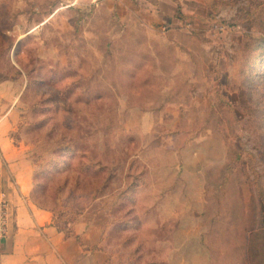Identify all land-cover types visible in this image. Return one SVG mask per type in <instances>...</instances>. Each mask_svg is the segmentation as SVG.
Returning <instances> with one entry per match:
<instances>
[{
  "label": "rangeland",
  "instance_id": "374dc122",
  "mask_svg": "<svg viewBox=\"0 0 264 264\" xmlns=\"http://www.w3.org/2000/svg\"><path fill=\"white\" fill-rule=\"evenodd\" d=\"M68 2L0 0V115L35 200L92 223L105 264H264V0L166 34Z\"/></svg>",
  "mask_w": 264,
  "mask_h": 264
},
{
  "label": "crops",
  "instance_id": "0c3cea01",
  "mask_svg": "<svg viewBox=\"0 0 264 264\" xmlns=\"http://www.w3.org/2000/svg\"><path fill=\"white\" fill-rule=\"evenodd\" d=\"M82 6L110 3L123 19L133 14L138 24L163 33L176 31L181 15L200 18L215 0H67ZM213 4L211 5V3ZM170 28V29H169ZM14 102L0 115V264H105L101 232L85 219L61 230L53 211L33 199V165L12 132L19 112ZM4 215V216H3Z\"/></svg>",
  "mask_w": 264,
  "mask_h": 264
},
{
  "label": "trees",
  "instance_id": "16d2710c",
  "mask_svg": "<svg viewBox=\"0 0 264 264\" xmlns=\"http://www.w3.org/2000/svg\"><path fill=\"white\" fill-rule=\"evenodd\" d=\"M61 150L62 151H65L66 153H70V155L73 157L77 156L78 159H82V158H85L86 157V151L84 150V148H80V149H74L73 147H71L70 144H65V145H61ZM75 150V151H74ZM106 167V165L102 162V160H97L96 162V168H97V172L98 173H101L104 168ZM33 182H34V176H33ZM33 199L35 201V203H37V205L43 207V208H46V209H51V208H47V206H44L42 204H40L37 199L35 200V183H34V191H33ZM264 212V211H263ZM262 212V213H263ZM260 214L261 215V224H262V221H263V214Z\"/></svg>",
  "mask_w": 264,
  "mask_h": 264
},
{
  "label": "built area",
  "instance_id": "2783aa9c",
  "mask_svg": "<svg viewBox=\"0 0 264 264\" xmlns=\"http://www.w3.org/2000/svg\"><path fill=\"white\" fill-rule=\"evenodd\" d=\"M233 1H238V0H233ZM2 215V213H0V216ZM4 216V215H3ZM262 226L264 228V212H263V221H262Z\"/></svg>",
  "mask_w": 264,
  "mask_h": 264
}]
</instances>
